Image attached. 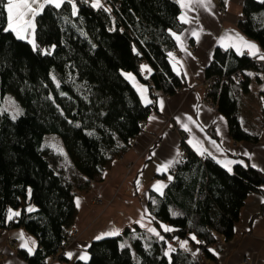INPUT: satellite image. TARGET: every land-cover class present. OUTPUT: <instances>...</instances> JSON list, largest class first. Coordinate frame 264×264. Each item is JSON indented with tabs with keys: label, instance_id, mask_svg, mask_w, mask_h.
Listing matches in <instances>:
<instances>
[{
	"label": "trees",
	"instance_id": "1",
	"mask_svg": "<svg viewBox=\"0 0 264 264\" xmlns=\"http://www.w3.org/2000/svg\"><path fill=\"white\" fill-rule=\"evenodd\" d=\"M104 1L108 7L96 8L90 0H75V15L73 2L60 8L46 5L35 17V49L29 40L4 31L6 11L0 6V101L12 91L22 106L18 115L0 108V226L24 227L36 236L31 253L18 248L27 264H47L65 248L77 214L76 193L89 190L107 164L128 148L157 107L158 96L184 85L169 55L176 48L173 31L185 27L177 0ZM219 3L225 6V0ZM237 25L264 48V0H244ZM42 46L53 49L44 52ZM256 60L218 45L205 68L206 76L238 69L244 73L240 82L217 80L210 91L236 141L259 140V133L242 126L236 96L240 86L249 89L247 69L257 68L264 76V66ZM143 62L153 68L149 75ZM124 70L148 86L150 104L142 102ZM48 133L63 139L82 176L77 188L54 167L59 154L44 144ZM182 145L187 158L170 167L163 194L151 192L148 200L154 220L168 223L172 231H162L160 239L139 227L126 228L123 234L94 239L87 248L89 259L77 264H199L191 250L174 246L175 251H168L167 240L174 238L188 239L207 260L217 258L219 238L233 237L248 193L264 194V169L238 162L229 171L213 156ZM11 209L20 215L8 219ZM263 213L264 202L254 216Z\"/></svg>",
	"mask_w": 264,
	"mask_h": 264
},
{
	"label": "crops",
	"instance_id": "2",
	"mask_svg": "<svg viewBox=\"0 0 264 264\" xmlns=\"http://www.w3.org/2000/svg\"><path fill=\"white\" fill-rule=\"evenodd\" d=\"M72 2L75 4V0ZM90 2L93 4L95 0ZM99 2L101 7H108L104 0ZM243 2L225 0L223 10L219 0H204L206 6L192 3L189 8H181L179 17L186 14L190 22H184L183 30L173 31L180 37V41L173 35L176 48L170 50L169 54L174 70L183 76L184 85L174 94H160L157 107L151 109L142 129L131 140L128 148L107 164L101 177L92 181L89 190L76 193L75 203L78 199L79 206L76 203L77 214L72 227L77 230V234L66 245L63 257L52 256L47 264H77V260L86 261L79 257L86 255L89 259V244L105 233L118 230L119 234H123L126 228L134 231L139 227L147 234L160 238L163 237L162 231H165L162 226L173 229L166 222L157 223L154 220L148 210V200L151 192L161 194L154 188L157 182L168 184V171L178 160L183 141L196 153L213 156L224 167L232 161L228 165L231 170L238 162L244 165L255 164L257 168L264 169L262 71L257 68L247 69L249 89L240 86L236 95L242 126L252 133H259L256 142L236 141L232 137L226 115L204 98L202 85L206 77L205 68L215 47L222 46V39L229 43L228 37L235 38L238 34L255 43L264 53V48L237 25L242 16ZM193 32L199 33V36H194ZM232 49L236 52L235 48ZM141 68L147 75L153 70L148 62H143ZM123 72L142 102L146 104L141 96L144 89L147 90V100L152 101L148 86L134 72ZM127 74H131L134 79H129ZM55 152L59 156L52 160L54 167L77 188L82 176L73 167L68 153ZM169 163L167 171L158 170ZM263 202V193H248L240 208L233 237L227 241L218 237L217 258L207 260V264H264V213L254 216L260 211ZM11 211L19 212L18 209ZM149 229H155L156 232ZM25 241H28L29 248L34 250L37 247L36 236L24 227L0 226V264H27L18 253V248H22ZM183 241H187L183 248L196 251L188 239L177 240L176 246L181 247ZM67 253H72L71 258Z\"/></svg>",
	"mask_w": 264,
	"mask_h": 264
},
{
	"label": "snow or ice",
	"instance_id": "3",
	"mask_svg": "<svg viewBox=\"0 0 264 264\" xmlns=\"http://www.w3.org/2000/svg\"><path fill=\"white\" fill-rule=\"evenodd\" d=\"M72 3V0H0V6H2L3 10L6 11V19H7V27L4 28V31H12L15 33L16 37L18 39H25L26 34H28L31 31H34L35 25L33 23L35 17L45 8L46 5H52L55 8H60L62 4L64 3ZM177 2L180 4L181 8H189L192 3H198L202 6H206L204 4V0H177ZM93 7L99 8L101 7V4L99 0H95V2L92 5ZM73 7V15L76 14V7L75 4L72 3ZM180 19L188 23L190 22L186 16V14H183L180 16ZM194 36H199V33L193 32ZM177 41H180V37L177 36L175 33H173ZM229 43H225L224 39L221 40V45L225 48L232 47L235 48L236 52L240 55L245 54V50L247 51V54L253 57H258L260 60L264 61V53L261 52L260 48L253 42L245 40L243 37L237 36L235 38L228 37ZM33 45V48H36L35 41H30ZM171 55V54H169ZM129 79H134L131 74H127ZM146 89L141 91V96L144 98L145 103H151V101L147 100L145 93ZM162 104V102H161ZM15 118V117H14ZM222 119V118H221ZM191 143V141H189ZM195 147V145H193ZM199 150V149H198ZM203 154V153H201ZM233 163L232 161L227 162L225 167H228L229 164ZM168 167H170V163L167 165H164L162 168L158 169L159 171H167ZM252 167H256L255 164L252 165ZM228 170L231 171V168L228 167ZM171 179V177H169ZM166 187L161 182H157L156 185H154V188L157 192L163 194V188ZM77 206H79V200L76 201ZM28 211H32L31 208L28 209ZM19 212H12L9 210V216L8 219H12L13 216H19ZM175 215V213H173ZM165 231H172V229L168 228L167 226H162ZM151 232H156L155 229H149ZM159 235V233H156ZM104 235L108 236H116L119 235V231H113L109 233L102 234L100 236H97L96 239H102ZM160 239H163L161 236ZM193 240L196 239L195 236L192 237ZM198 242V241H197ZM33 243H35L33 241ZM187 244V241L181 242V247H185ZM22 248H27L29 253L33 251L32 248L28 247V241H25L22 245ZM121 247H124V245H121ZM169 251H175V249L169 248ZM69 258H71L72 253H67ZM165 255H168V253H165ZM81 260H87L88 257L81 256L79 257Z\"/></svg>",
	"mask_w": 264,
	"mask_h": 264
},
{
	"label": "built area",
	"instance_id": "4",
	"mask_svg": "<svg viewBox=\"0 0 264 264\" xmlns=\"http://www.w3.org/2000/svg\"><path fill=\"white\" fill-rule=\"evenodd\" d=\"M221 9L223 10L225 8V6L220 4ZM256 63L258 66H264V61L260 60L259 58H257ZM219 79H224V80H230L233 79L237 82H240L244 79V73L242 70L238 69L235 70L233 72H231L229 75H219V74H211L209 76H206L202 82L203 88H204V98L206 100H208L209 102H211L214 106H216V104L213 101L212 95L210 94V91L213 87V85L215 84V82ZM188 153L187 150L185 149V147H182V151L180 152L179 156H178V160L179 161H183L187 158ZM77 234V230L71 226L70 228V234L66 239V245L73 240V238L75 237V235ZM196 240H198L196 238ZM176 241L177 239H168L167 240V248L169 249L170 247H174L176 246ZM65 245V247H66ZM208 247L211 250H215V245L214 244H210L208 245ZM64 249L65 248H61V250L58 252L57 256L59 257H63L64 255ZM193 255L195 256V258L199 261V264H207V259L204 257V255L202 254V252L200 250H196L193 252Z\"/></svg>",
	"mask_w": 264,
	"mask_h": 264
},
{
	"label": "rangeland",
	"instance_id": "5",
	"mask_svg": "<svg viewBox=\"0 0 264 264\" xmlns=\"http://www.w3.org/2000/svg\"><path fill=\"white\" fill-rule=\"evenodd\" d=\"M33 23H34V25L36 24L35 19H34ZM6 27H7V25H6ZM25 39H27L29 41L34 40L35 44H36V48L39 47V45H38L39 43L37 42V39H36L35 28H34V31L30 30V32L28 34H26ZM41 48L44 52H49L53 49V47L48 48L47 46H42ZM54 74H55V72H54ZM0 108H5V109L9 110L11 112V114H13V115H18L22 111V106L19 103L15 93H13L12 91L6 92L5 96L0 101ZM44 144L45 145L46 144L51 145L53 147V149H55L56 151H58L62 154L67 153V149H66V146L64 144L63 139L57 134H54V133L46 134L45 139H44ZM133 253H134V259L137 262H139L140 257L138 255L137 251L133 250Z\"/></svg>",
	"mask_w": 264,
	"mask_h": 264
}]
</instances>
